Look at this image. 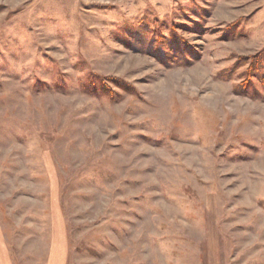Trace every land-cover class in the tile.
I'll list each match as a JSON object with an SVG mask.
<instances>
[{"label":"rangeland","instance_id":"rangeland-1","mask_svg":"<svg viewBox=\"0 0 264 264\" xmlns=\"http://www.w3.org/2000/svg\"><path fill=\"white\" fill-rule=\"evenodd\" d=\"M0 241L264 264V0H0Z\"/></svg>","mask_w":264,"mask_h":264},{"label":"crops","instance_id":"crops-1","mask_svg":"<svg viewBox=\"0 0 264 264\" xmlns=\"http://www.w3.org/2000/svg\"><path fill=\"white\" fill-rule=\"evenodd\" d=\"M63 229V228H62ZM63 237V236H62ZM58 248V251H53L55 256L52 257L51 264H66L67 256H66V245L61 242L59 245L55 244ZM0 252H7L0 241Z\"/></svg>","mask_w":264,"mask_h":264}]
</instances>
